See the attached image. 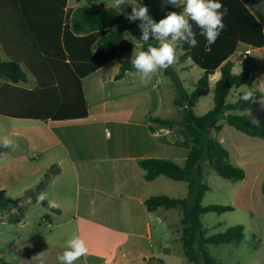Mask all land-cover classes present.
I'll use <instances>...</instances> for the list:
<instances>
[{
  "label": "crops",
  "instance_id": "1",
  "mask_svg": "<svg viewBox=\"0 0 264 264\" xmlns=\"http://www.w3.org/2000/svg\"><path fill=\"white\" fill-rule=\"evenodd\" d=\"M108 1L113 3V0H93L95 3ZM126 1L127 6L119 9L130 11L132 6H139L134 0ZM242 1L250 9L260 2ZM85 4L86 0H0L2 60L18 61L27 75L26 81L15 84V87L33 90L51 81L49 65L26 21L55 24L39 27V36L57 38V33H60L61 39V32L70 21L69 12ZM62 6H66L64 14H61ZM160 6L162 10L168 6L175 7L165 0ZM22 8H40V11L26 14ZM253 13L264 26L263 19ZM248 46L239 43L237 49L243 51ZM141 48L142 44L135 43L132 52L117 55L81 80L88 106L86 118L41 122L0 114V138L7 136L15 143L12 149L2 151L0 147V192L8 200L24 198L51 167L60 168V173L41 191L49 197L44 202H56L59 207L55 209L59 211L53 212V208L40 202L46 211L38 219L29 222L28 212L24 213V220L18 221L20 238L25 234L32 238L29 243L33 254L16 264H40L33 257L41 252L44 264H59L58 255L66 249L67 241L76 235L85 240L88 252L75 264H152L153 258L162 260L163 264H190L181 241L182 210L161 208L149 212L145 204L154 196L187 198L185 191L189 194L188 183L164 176L148 182L144 179L139 161L166 159L183 166L191 148V139L179 127L159 128L155 132L150 130V118L161 116L162 111L160 71L152 75L146 86L140 83L136 72L116 79L125 62ZM182 54L183 51L176 47L179 64L189 66L179 69L184 72L194 64L187 63L190 59L180 61ZM234 59L233 72L237 62L248 61V68L243 67V71H250L249 80L258 78L256 86L262 92L264 47L254 48L253 53L243 59L234 53L230 60ZM55 62L60 64L59 59ZM32 70L39 71V75ZM167 70H164L166 74ZM43 71H46L45 75ZM220 77L218 69L210 78L209 87L215 86ZM7 99L9 97L3 96L2 104L7 103ZM259 102L261 108L258 109L264 111V94ZM263 115H259L258 121ZM219 124L222 130L215 137L229 151L232 164L246 171V179L252 173L253 182H260L259 177L264 176L263 139L247 136L234 127L232 129L226 121ZM181 183L184 184L182 189ZM34 204L38 202L25 199L18 207L8 210L12 214L20 208L32 210ZM152 222L156 223V227ZM42 225L53 229L49 241H40Z\"/></svg>",
  "mask_w": 264,
  "mask_h": 264
},
{
  "label": "trees",
  "instance_id": "2",
  "mask_svg": "<svg viewBox=\"0 0 264 264\" xmlns=\"http://www.w3.org/2000/svg\"><path fill=\"white\" fill-rule=\"evenodd\" d=\"M134 1L139 6L146 5L150 17L156 22L164 18L168 12L180 13L183 8L168 6L162 10L160 3L163 0ZM220 2L228 11L223 18L225 28L214 44L209 45L205 37L200 34L201 30L193 23L198 46L190 48L187 44L176 45L183 51L180 61L190 59L203 71V75L194 84L192 91L184 88L179 90L178 98L175 100V105L181 111L179 117L169 119L152 116L150 118L152 132L159 128L174 129L176 127L187 132L191 139V148L185 164L180 166L166 159L139 161L144 179L148 182L164 176L173 181L188 183L187 198L175 199L161 195L147 199L145 204L149 212H155L161 208L182 210L181 241L184 255L190 264H220L208 253L207 247L239 244L244 239L243 225L230 227L224 233L207 236L209 231L202 223V216L205 214H224L234 211L232 206L203 205L204 196L209 191V186L204 183V163L208 162L209 167L224 179L240 182L247 176L243 168L232 164L229 151L215 137V134L222 130L219 122L225 120L227 124L247 136L264 140V115L258 122H254L247 115L241 114L247 110L261 108L259 99L263 97V93L252 91L254 98L252 101L242 100L243 94H241L236 102H228L230 92L234 88H240L250 79L249 70H244L240 74L233 72L236 59L230 60V58L239 43H246L254 48L264 47V26L242 0H220ZM65 7H61V14H64ZM22 9L26 14L40 11V8ZM131 10L125 11L112 6L100 8L93 0H86L84 6L69 12L70 21L61 32V39L60 33H57V38L39 36L38 32L41 29L39 27L45 25L51 27L55 24L26 21L38 49L49 65L51 81L33 90L15 87V84L26 81L27 75L18 61H3L0 50V114L41 122L88 117V106L81 80L112 61L117 55L132 52L136 43L134 39L142 44L141 50H147L148 45L140 40L142 33L139 21L129 22L126 18ZM150 43L153 46H159L156 40H151ZM95 51L96 53L93 54ZM55 59H59L60 64L56 63ZM130 61L125 62L121 67L116 75L117 80L136 72ZM218 69H220L221 77L215 84L214 108L203 116H197L194 109L205 89L210 86V78ZM32 71L39 75V71ZM42 73L45 75L46 71ZM5 81L8 83L4 84ZM3 96L9 97L7 103L2 104ZM1 150L5 149L1 147ZM59 173L58 166L51 167L44 174L42 181L19 200H8L5 194L0 192V213L18 207L19 203L25 199L37 202L36 196ZM261 185L264 197V182ZM42 204L48 205L44 201ZM52 211L59 210L53 208ZM20 217H23V213ZM15 221H19V218ZM151 261L152 264H163L160 259L153 258Z\"/></svg>",
  "mask_w": 264,
  "mask_h": 264
},
{
  "label": "rangeland",
  "instance_id": "3",
  "mask_svg": "<svg viewBox=\"0 0 264 264\" xmlns=\"http://www.w3.org/2000/svg\"><path fill=\"white\" fill-rule=\"evenodd\" d=\"M257 3L255 6H251V9L264 21V0H260ZM95 4L100 8H108L113 3L108 1L96 2ZM127 4L125 0V4L120 8L124 9ZM134 40L137 44H140L139 41ZM178 61L176 56L175 65L168 68V74L164 70L160 71L161 93L163 97L161 117L163 118L176 119L179 117L181 111L175 105L179 90L184 88L192 91L194 83L202 75V70L195 65L191 66L187 71L182 72L183 70L179 69L185 67V64H179ZM187 63L193 64L192 61H188ZM247 65V60L237 62L234 72L236 74L242 73L243 67L248 68ZM185 68H189V66L187 65ZM182 80H184V85L181 82ZM257 80V77L256 79H251L240 88L233 90L229 95L228 102H236L239 95L246 93L248 90H259L258 86H256L258 85ZM214 92V85L205 89L194 109L195 115L203 116L214 108ZM263 113L264 111L259 109L244 112L245 115L255 121H258L259 115H263ZM223 121L225 120H221L219 123H223ZM231 128L233 129V127ZM262 142L264 141L262 140ZM204 166V183L209 186V191L204 196L203 205H223L234 208V211L224 214L208 213L202 216V223L209 231L207 236L224 233L228 228L236 225H243L245 227L244 239L241 243H230L219 246L209 245L207 247L208 253L220 264H264V197L261 185L264 182V176L261 175L259 177L260 182H253L254 175L250 173L248 179L236 182L220 177L209 167L208 162H205ZM183 186L184 184L181 183L180 188L182 189ZM185 195L187 197V191H185ZM31 207L33 208L32 210L17 211L14 214L10 213L9 210L1 212L0 217L3 218L0 220V264H16L33 254V249H31L29 243L32 238L28 234L20 238L21 227L18 225L19 222L15 221L17 218H19V221L22 220L21 214L23 213L24 215L27 212L29 222L30 220L35 221L36 218L38 219L46 211L43 210L41 203L34 204ZM152 223L156 227V223ZM52 230V228L42 225V228L39 230V234L41 233L42 235L40 241H49Z\"/></svg>",
  "mask_w": 264,
  "mask_h": 264
},
{
  "label": "clouds",
  "instance_id": "4",
  "mask_svg": "<svg viewBox=\"0 0 264 264\" xmlns=\"http://www.w3.org/2000/svg\"><path fill=\"white\" fill-rule=\"evenodd\" d=\"M167 4L175 7L183 5V11L168 12L166 16L154 21L149 15V9L146 5L132 6L131 13L127 15L129 22L139 20L141 30L140 40L148 45L147 50H141L135 53L131 58V64L139 75L142 85H147L152 75L158 71L166 70L176 61V45L187 44L190 48L198 46L196 33L193 30V23L198 27L209 45H212L218 39L220 33L225 28L223 18L227 14V8L220 0H165ZM125 4V0H113L112 7L119 8ZM223 9V11H221ZM115 31V28H113ZM156 40L159 46H153L150 41ZM244 101H252L253 94L248 90L241 96ZM255 122V120H253ZM0 147L12 149L15 147L13 140L7 136L0 138ZM47 194L44 192L36 196L38 203L47 200ZM50 208H57L59 205L49 200ZM88 247L83 238L79 235L73 236L67 241V247L62 254L58 255L59 264H75V261L86 255ZM33 260H39L44 264L43 252L33 257Z\"/></svg>",
  "mask_w": 264,
  "mask_h": 264
},
{
  "label": "built area",
  "instance_id": "5",
  "mask_svg": "<svg viewBox=\"0 0 264 264\" xmlns=\"http://www.w3.org/2000/svg\"><path fill=\"white\" fill-rule=\"evenodd\" d=\"M254 51V47L252 46H248V48L246 50L243 51H239L238 49H236L235 54L238 58H247L249 57Z\"/></svg>",
  "mask_w": 264,
  "mask_h": 264
}]
</instances>
